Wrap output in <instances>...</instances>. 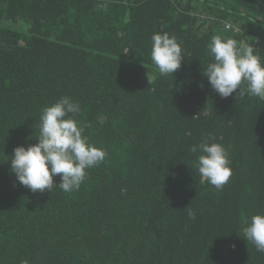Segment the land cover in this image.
<instances>
[{
    "label": "trees",
    "instance_id": "trees-1",
    "mask_svg": "<svg viewBox=\"0 0 264 264\" xmlns=\"http://www.w3.org/2000/svg\"><path fill=\"white\" fill-rule=\"evenodd\" d=\"M164 32L187 54L173 77L150 56ZM217 35L264 57V2L0 0V264H264L242 231L264 213V100L211 88ZM62 97L107 157L78 191L34 193L8 160ZM208 133L229 151L220 191L189 151Z\"/></svg>",
    "mask_w": 264,
    "mask_h": 264
},
{
    "label": "clouds",
    "instance_id": "clouds-1",
    "mask_svg": "<svg viewBox=\"0 0 264 264\" xmlns=\"http://www.w3.org/2000/svg\"><path fill=\"white\" fill-rule=\"evenodd\" d=\"M224 28L241 31L230 23ZM208 49L211 61L204 67L203 75L220 97L227 98L235 92L236 97L249 95L264 100V57L253 44L217 35L211 38ZM150 56L159 75L173 77L187 54L175 35L164 32L151 36ZM147 78L150 82L156 76ZM80 111V104L70 97H62L42 109L37 126L38 143L14 148L8 160L19 184L34 193L52 192L57 187L71 193L80 189L88 170L105 161L107 152L89 143L84 126L75 119ZM215 141L214 134L208 133L189 151L196 154L194 167L199 183L220 191L230 181L232 171L228 149ZM57 176L61 181L58 185L54 184ZM187 210L194 220L195 212L189 207ZM242 231L243 239L251 242L257 252L264 253V213L252 215Z\"/></svg>",
    "mask_w": 264,
    "mask_h": 264
}]
</instances>
